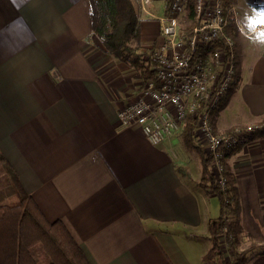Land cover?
<instances>
[{"label": "crops", "instance_id": "crops-1", "mask_svg": "<svg viewBox=\"0 0 264 264\" xmlns=\"http://www.w3.org/2000/svg\"><path fill=\"white\" fill-rule=\"evenodd\" d=\"M145 2L151 14L162 13L161 0ZM237 3L236 84L214 117L217 133L264 119V23H254L262 11ZM154 19L140 21L141 46L160 39ZM99 45L88 0H0V153L22 190L48 221L64 223L91 264H203L219 202L197 185L200 157L182 129L152 145L138 129L119 126L117 108L141 81ZM229 162L243 229L262 244L264 137ZM0 180L10 198L9 178ZM247 264H264V255Z\"/></svg>", "mask_w": 264, "mask_h": 264}, {"label": "trees", "instance_id": "trees-1", "mask_svg": "<svg viewBox=\"0 0 264 264\" xmlns=\"http://www.w3.org/2000/svg\"><path fill=\"white\" fill-rule=\"evenodd\" d=\"M88 2L92 34L98 39L100 49L132 68L135 79L145 81L153 78L156 63L145 61L140 52L141 19L135 1ZM192 8L191 0L187 10L189 18L192 16ZM225 33L233 40L238 33L232 17L228 18ZM235 84L233 81L232 85ZM223 99L211 112V124ZM195 125L194 117L186 115L182 138L185 145L200 157L201 175L198 187L206 194L215 196L219 202L218 217L209 220L207 224L210 247L203 256V264H247L253 258L264 255V243H256L243 229L239 191L229 160L246 143L264 137V119L256 130L237 136L230 146L218 148L221 153L223 187L214 177L211 154L205 153L193 135ZM233 132L234 128L226 131L228 134ZM177 170L181 175H187L183 168ZM2 175L10 180L14 200L0 202V264H91L64 223L60 220L48 221L31 196L22 190L15 172L0 153V176ZM243 236L249 240L244 249L241 248Z\"/></svg>", "mask_w": 264, "mask_h": 264}, {"label": "built area", "instance_id": "built-area-1", "mask_svg": "<svg viewBox=\"0 0 264 264\" xmlns=\"http://www.w3.org/2000/svg\"><path fill=\"white\" fill-rule=\"evenodd\" d=\"M161 1L159 16L143 9L158 24L160 39L140 49L145 61L156 63L154 77L141 81L134 98L117 108V123L138 129L152 145H159L180 133L186 115H191L196 120L193 135L211 154L214 177L223 187L218 148L258 128L250 125L234 128L232 134L217 133L210 121L235 77V43L225 27L229 17L240 26L237 0H192L190 18L191 0ZM181 23H187L184 29Z\"/></svg>", "mask_w": 264, "mask_h": 264}, {"label": "rangeland", "instance_id": "rangeland-1", "mask_svg": "<svg viewBox=\"0 0 264 264\" xmlns=\"http://www.w3.org/2000/svg\"><path fill=\"white\" fill-rule=\"evenodd\" d=\"M134 1H135V4L138 6V11H139L140 19L141 20L143 19L144 22H153L154 23V21H152L153 20V17H151L150 15H147L144 12V10H143V9H146L148 11L150 4H146L147 2H145V0L143 2L138 1V0H134ZM236 2H238L237 4H239V5H241L243 2H244V4H247L248 6H251V4H253L254 5V8L256 10H258V11H264V2H260L259 0H237ZM159 4H160L159 1H155V9H156V12L157 13H158L157 10H158V5ZM155 16H159V15H155ZM155 22L157 23L156 20H155ZM187 23H188V21H187ZM187 23H186V25H187ZM186 25H185V23H181V28L184 29L186 27ZM210 121H211V114H210ZM196 141H197V139H196ZM0 193H2V195L0 196V198H4V199H1V200H3V201H12V200H14L12 194H11V197L10 198L8 197V196H10V192L8 190L7 185L2 180H0ZM242 241L243 240H241V248L244 249V248H246V246L248 244L243 245V242Z\"/></svg>", "mask_w": 264, "mask_h": 264}, {"label": "snow or ice", "instance_id": "snow-or-ice-1", "mask_svg": "<svg viewBox=\"0 0 264 264\" xmlns=\"http://www.w3.org/2000/svg\"><path fill=\"white\" fill-rule=\"evenodd\" d=\"M258 19L254 23H264V11L256 13Z\"/></svg>", "mask_w": 264, "mask_h": 264}]
</instances>
